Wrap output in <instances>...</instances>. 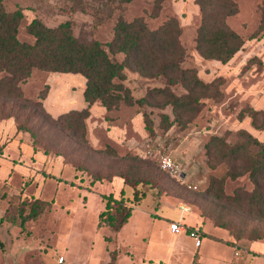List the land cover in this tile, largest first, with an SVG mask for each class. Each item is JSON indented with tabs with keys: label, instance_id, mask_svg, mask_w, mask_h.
<instances>
[{
	"label": "rangeland",
	"instance_id": "obj_1",
	"mask_svg": "<svg viewBox=\"0 0 264 264\" xmlns=\"http://www.w3.org/2000/svg\"><path fill=\"white\" fill-rule=\"evenodd\" d=\"M232 1L237 13L224 23L242 38L243 46L228 62L221 63L204 59L196 51L201 15L194 0H3L7 12H22L18 39L25 43L33 42L27 32L33 19L48 28L69 22L79 42L96 41L105 49L119 18H140L150 30L175 19L184 54L180 67L190 71L188 76H196L205 88L190 84L188 93L181 83L167 85L164 77L143 76L126 68L125 86L134 99L145 97V102L139 106L120 104L103 113L96 110L91 120H86L89 146L93 150L109 146L119 156H97L90 169L105 177L119 170L139 173V167L154 170L159 177L152 187H138L145 198L133 207L127 224L117 233L100 224L98 218L104 209L102 196L111 194L109 185L115 177L89 187L91 178L75 172L62 157L63 169L58 174L57 164H53L56 155L39 151L46 159H33L29 134L14 135L6 125L1 127L0 264H57L59 256L64 264H109L113 254V264H228L230 260L231 264H261L255 257L259 255L243 249L251 242L264 244V219L256 220L255 213L248 217L245 201H240L242 208L236 204L253 191L254 185L248 174L235 179L230 176L248 164L228 154L241 142V131L264 141L262 118L254 125L248 116L251 110L264 112V28L260 27L264 0ZM110 56L119 63L124 57ZM83 85V78L76 74L34 70L19 87L24 99L40 101L56 118L84 107ZM158 88H169L175 95L189 94L198 100L196 109L174 114L166 98L152 92ZM94 105L101 107L98 102ZM143 114L151 121L152 135L144 128ZM109 127L120 134L110 132ZM132 157L143 162H134ZM163 157L177 166V174L171 176L161 170ZM222 179L220 193L214 181ZM124 189L131 197L132 189ZM35 200L40 209L37 217L22 225V217L28 215ZM170 206L180 211L187 208L189 215L198 219L193 226L186 218L184 222L205 235L200 259L192 251L194 241L188 236L173 237L166 230L159 240L156 231L165 225L162 217L177 213ZM215 220H232L234 230L218 227ZM250 234L263 238L253 241L248 238ZM106 237L110 240L105 241Z\"/></svg>",
	"mask_w": 264,
	"mask_h": 264
},
{
	"label": "trees",
	"instance_id": "obj_2",
	"mask_svg": "<svg viewBox=\"0 0 264 264\" xmlns=\"http://www.w3.org/2000/svg\"><path fill=\"white\" fill-rule=\"evenodd\" d=\"M129 2L130 0H124ZM200 10V25L196 32L195 44L198 54L207 60L228 62L243 46L242 38L230 30L225 19L237 13V6L232 0H194ZM23 19L21 11L7 12L0 0V121L13 119L18 132H26L34 152L42 151L62 157L75 172L85 173L90 178L89 187L103 180L111 182L112 177H119L123 185L132 189L131 197L125 195V189L118 199L112 194L103 195L104 209L99 214L100 224H104L112 233H117L127 224L134 206H139L145 198V192L139 186L152 187L158 180L154 170H143L139 173L119 170L104 176L97 169H90L91 162H97V156L118 159L115 149L93 150L87 139L86 120L90 117L91 108L99 103L105 111L117 109L120 104L138 106L145 102V97L134 99L125 86L124 69L128 68L148 77H164L167 85L181 83L190 93L193 88H205V85L190 71L180 67L184 54L179 44L180 28L175 19H171L155 30H150L142 19L125 21L119 18L114 27V35L107 49L98 42H79L72 34L70 23L65 22L55 28H48L41 21L33 19L27 27L32 43L20 42L18 29ZM260 27L264 28V5L261 9ZM122 54L123 61L117 62L110 55ZM48 73L76 74L83 78L82 98L85 107L70 110L53 118L42 107L40 101L31 102L23 98L20 84L24 83L34 71ZM156 95L166 98L174 114L196 109L198 100L189 94L175 95L169 88L153 89ZM252 123L257 124L264 112L251 110L248 115ZM144 128L153 134L151 121L145 117ZM241 142L228 155H234L248 164L238 174H230L232 179L248 174L253 191L243 199H238L237 207L242 202L247 206V215L255 213L256 220L264 219V141L241 131ZM130 158V157H127ZM126 160V157H125ZM132 161L142 163L138 157ZM247 166V165H246ZM222 193L223 179L214 181ZM208 190H212L211 187ZM230 204V203H229ZM132 205V206H131ZM38 201H33L28 215L22 217V225L37 217ZM220 228L234 230L232 220H215ZM250 233H252L250 231ZM240 238V235L237 236ZM250 240L263 238L260 234L248 235ZM110 238L106 237L105 241ZM1 246V243H0ZM115 254L110 263L113 264Z\"/></svg>",
	"mask_w": 264,
	"mask_h": 264
},
{
	"label": "crops",
	"instance_id": "obj_3",
	"mask_svg": "<svg viewBox=\"0 0 264 264\" xmlns=\"http://www.w3.org/2000/svg\"><path fill=\"white\" fill-rule=\"evenodd\" d=\"M81 93H82V91H81ZM84 107H85V103H84ZM83 107V108H84ZM96 110H100L101 112H102V110L105 112V110L102 108V107H98L97 105H94V106H92V108H91V116H90V119L89 120H91V118H92V116H94L95 114H94V112L96 111ZM103 113V112H102ZM106 114V113H105ZM105 116V115H104ZM140 119H138V121H139ZM89 122V121H88ZM90 123H91V121H90ZM0 124H2L1 126H0V128L1 127H4L5 125L7 126V128H9V129H11L12 130V132H13V134L15 135L16 134V132H18L15 128V126H14V121L12 120V119H8V120H5L4 122H2V123H0ZM109 128H111V127H109ZM117 130H119V131H121L122 129H120V128H116ZM111 130L112 131H110V132H112V133H116V134H120V132L119 133H117L116 131H114L115 130V128L113 127V129L111 128ZM122 132H123V130H122ZM26 147V149L28 150L29 149V147L28 146H25ZM34 153V154H33ZM36 153H37V155H36ZM36 156H39L38 158L39 159H43V160H45L46 159V157H45V159H44V155H42V154H40V152H34V150L32 151V157H33V159H37V157ZM49 165H48V168H52L51 167V161L48 163ZM54 165H56L57 164V167L56 168H58L59 170H58V174H60V173H62V169H63V163H62V158H60V157H57L56 158V160H55V162L53 163ZM63 183V182H62ZM61 183H59L58 182V185H60ZM110 186V192H111V194L113 195V197L115 198V199H117V197L118 196H120V192H121V190L124 188V185H123V180L121 179V178H119V177H115V178H113V180H112V183H111V185H109ZM88 193H90V192H88ZM105 193H107V192H105ZM99 197V196H98ZM102 203V202H101ZM102 205V204H101ZM166 208V207H165ZM170 208H172V209H175V210H177V213H176V215H174V214H172V215H170L168 218H164V217H162V223H165V225H163V226H161L160 228H158V230L156 231V233H157V236H158V238H159V240L161 239V235L163 236V234L164 233H166V230H167V232H169V223H171L172 221H181L183 224H185V222H184V218H186V219H188V221H189V224L191 225V226H193V225H195V222H197L198 221V219H194L193 217H191V215H189V211H186V212H183V211H180L179 209H177L176 207H171L170 206ZM188 224V223H187ZM169 234H170V236H173V237H178L179 235H173V234H171L170 232H169ZM180 235H184V237L185 238H188L187 237V235H185V234H180ZM203 237H205V235L203 234L202 235V239H201V244L198 246V247H196L195 245H194V243L192 244L193 246H192V251H194V252H196V254H197V257H199V250L201 249V247L203 246ZM208 237V239H210L212 242L213 241H215L213 238H211L210 236H207ZM246 253H251V254H255V255H259V256H255L256 257V259H260V262H261V264H264V244L263 243H259V242H251L250 244H248V246H247V249H243ZM204 253V252H203ZM205 254V253H204ZM254 257V258H255ZM253 258V259H254ZM199 259H200V257H199ZM252 261V260H251ZM250 261V262H251ZM201 263V262H200ZM232 263V260H230L229 262H228V264H231ZM201 264H203V263H201Z\"/></svg>",
	"mask_w": 264,
	"mask_h": 264
},
{
	"label": "built area",
	"instance_id": "obj_4",
	"mask_svg": "<svg viewBox=\"0 0 264 264\" xmlns=\"http://www.w3.org/2000/svg\"><path fill=\"white\" fill-rule=\"evenodd\" d=\"M161 170L164 172L170 174L171 176H174L177 174V166L166 157H163L161 159ZM183 212H186L188 209L181 207ZM169 232L173 235H180L185 234L187 235L191 240L194 241V245L198 247L201 244L202 239V233L199 231V229L191 228L183 224L181 221H172L169 223ZM57 264H64V258L62 256H59L57 259Z\"/></svg>",
	"mask_w": 264,
	"mask_h": 264
}]
</instances>
